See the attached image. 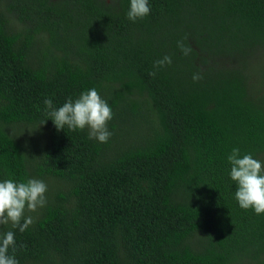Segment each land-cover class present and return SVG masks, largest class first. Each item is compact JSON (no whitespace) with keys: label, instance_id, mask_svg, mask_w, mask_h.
Returning a JSON list of instances; mask_svg holds the SVG:
<instances>
[{"label":"trees","instance_id":"trees-1","mask_svg":"<svg viewBox=\"0 0 264 264\" xmlns=\"http://www.w3.org/2000/svg\"><path fill=\"white\" fill-rule=\"evenodd\" d=\"M148 4L133 22L130 0H0V181L48 186L13 230L19 264H264V213L239 207L227 161H264V0ZM91 88L106 143L44 105Z\"/></svg>","mask_w":264,"mask_h":264},{"label":"clouds","instance_id":"clouds-1","mask_svg":"<svg viewBox=\"0 0 264 264\" xmlns=\"http://www.w3.org/2000/svg\"><path fill=\"white\" fill-rule=\"evenodd\" d=\"M150 12L148 0H130L127 18L135 22ZM177 46L185 56L193 51L182 41ZM171 63V57L165 55L154 61L153 67L160 69ZM155 74L149 73L150 76ZM192 79L198 81L202 76L197 72ZM44 105L58 130L65 126L72 131L87 128L88 138L100 143H106L112 135L107 124L113 118V110L96 88L82 92L75 99L67 98L58 108H54L51 98L45 99ZM227 161L231 165L230 178L236 184L234 195L239 207L252 209L257 215L264 213V161L254 158L251 153L242 155L238 147L232 149ZM47 190V184L36 178L20 182L12 179L0 181V226L11 225L6 232H0V264H19L13 255L8 254L9 248L15 247L13 230L18 229L22 233L34 223L35 218L26 213H34L46 205Z\"/></svg>","mask_w":264,"mask_h":264}]
</instances>
